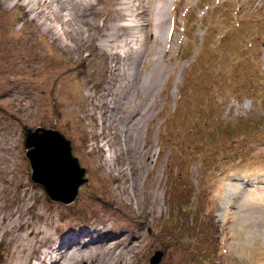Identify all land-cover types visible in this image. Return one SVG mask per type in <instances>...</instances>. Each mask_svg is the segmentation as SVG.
Returning <instances> with one entry per match:
<instances>
[{
  "label": "rangeland",
  "instance_id": "374dc122",
  "mask_svg": "<svg viewBox=\"0 0 264 264\" xmlns=\"http://www.w3.org/2000/svg\"><path fill=\"white\" fill-rule=\"evenodd\" d=\"M263 77L264 0H0V264H264ZM23 126L70 139L74 201Z\"/></svg>",
  "mask_w": 264,
  "mask_h": 264
},
{
  "label": "water",
  "instance_id": "95a60500",
  "mask_svg": "<svg viewBox=\"0 0 264 264\" xmlns=\"http://www.w3.org/2000/svg\"><path fill=\"white\" fill-rule=\"evenodd\" d=\"M23 138L30 180L41 186L53 202L74 201L87 178L85 168L72 152L70 139L58 129L44 126H23ZM162 256L163 251H155L149 264H158Z\"/></svg>",
  "mask_w": 264,
  "mask_h": 264
},
{
  "label": "trees",
  "instance_id": "16d2710c",
  "mask_svg": "<svg viewBox=\"0 0 264 264\" xmlns=\"http://www.w3.org/2000/svg\"><path fill=\"white\" fill-rule=\"evenodd\" d=\"M227 51H229L230 50V48L229 49H226ZM211 64V63H210ZM232 65H233V63H231ZM184 89V88H183ZM182 91L183 90H181V92H180V95H182ZM258 100L260 101V97H258ZM190 101H191V104H193V102H194V100H193V98L191 97L190 98ZM196 117H199V118H201L200 117V115H197L196 113H193ZM210 116H208V115H205V119L204 118H202L205 122L202 124V126L205 128V132L206 133H209V131H211V129H208V130H206V127H208V118H209ZM211 128V127H210ZM256 129H258L257 127H256ZM259 130V129H258ZM229 134L227 135V136H231L232 135V133H234V131H231V132H228ZM239 143H242V141H238ZM239 155V154H238ZM237 157V156H236ZM253 164V163H252ZM251 166H253V165H251ZM242 180H246L245 179V177H242Z\"/></svg>",
  "mask_w": 264,
  "mask_h": 264
},
{
  "label": "clouds",
  "instance_id": "9594fccd",
  "mask_svg": "<svg viewBox=\"0 0 264 264\" xmlns=\"http://www.w3.org/2000/svg\"><path fill=\"white\" fill-rule=\"evenodd\" d=\"M196 1H197V0H196ZM260 6H261V5H260ZM191 7H192V6H190V8H189V7H186L185 10L182 11L183 16L188 12L189 9H191ZM172 21H173V24H174V20H173V19H171V24H172ZM173 26H174V25H173ZM171 30H172V28H171ZM206 31H207V27L204 29V32H206ZM201 38H202V37H201ZM224 39H227V37H224ZM195 40H196V42L198 43V45H197V48H198V47L202 44V40L200 39L199 41H197L196 38H195ZM249 45H250V46H253V45H251V44H249ZM195 54H196V53H195ZM195 54H194V55H195ZM191 60H192V56H191V58H190V61H191ZM210 62H211V64H209V65H207V66H211V67H212V66H213V63H214L213 60H212V58H211V61H210ZM176 66H177V64L175 65V67H176ZM186 79H187V78H185V80H186ZM244 89H245V88H244ZM181 90H183V87H181Z\"/></svg>",
  "mask_w": 264,
  "mask_h": 264
},
{
  "label": "bare ground",
  "instance_id": "6f19581e",
  "mask_svg": "<svg viewBox=\"0 0 264 264\" xmlns=\"http://www.w3.org/2000/svg\"><path fill=\"white\" fill-rule=\"evenodd\" d=\"M124 250V249H123ZM120 255V254H119ZM95 262V261H94ZM108 263V262H107Z\"/></svg>",
  "mask_w": 264,
  "mask_h": 264
}]
</instances>
